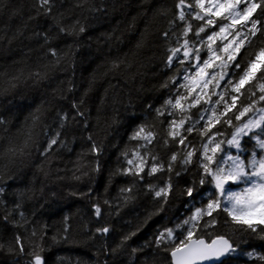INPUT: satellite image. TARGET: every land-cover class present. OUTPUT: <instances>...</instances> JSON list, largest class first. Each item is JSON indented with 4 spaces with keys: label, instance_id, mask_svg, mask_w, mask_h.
Returning a JSON list of instances; mask_svg holds the SVG:
<instances>
[{
    "label": "trees",
    "instance_id": "obj_1",
    "mask_svg": "<svg viewBox=\"0 0 264 264\" xmlns=\"http://www.w3.org/2000/svg\"><path fill=\"white\" fill-rule=\"evenodd\" d=\"M35 4L36 0H0V72H23L16 89L0 97V118L5 121L0 136H17L23 141L20 130L32 126L34 115L40 117L34 130L39 150L33 149L31 156L18 160L10 173L0 174V187L4 188L0 194V264H28L34 258L29 252L39 253L44 264H168L171 257L162 250L163 245H156L157 234L172 228L181 236L183 230L177 229L196 207L206 203L211 185L197 183L205 195L197 194L195 199L182 194L198 180V172L195 163L182 165L180 156L174 162L180 176L166 171L148 176L146 166L140 180L122 174V169L128 167L126 160L132 158L137 146L145 143L130 139L142 125L156 134L148 147L165 166L173 152L184 150L178 142L174 146L167 135L168 121L180 114L165 105L170 97L174 102L178 92L185 93L179 85L186 83L183 76L195 63L186 60L178 75L175 67H166L167 49L177 45L175 37H164L163 32L170 30L169 21L179 11L176 0H54L49 15H38ZM160 9L167 10V15H161ZM61 26L75 34L61 33ZM80 26L85 28L82 33L78 32ZM182 27L183 22L177 21L173 30L179 33ZM192 35L190 32L189 38ZM260 40L264 36L259 34L253 40L256 49ZM220 45L217 40L215 46ZM195 46L203 47L199 42ZM53 48L56 56L49 51ZM201 56L206 58V50ZM33 71L47 76L37 83L28 78ZM174 75L176 83L163 87ZM78 109L84 116L77 115ZM65 114L67 119L62 120ZM57 131L63 146L58 142L41 156L48 138ZM90 134L102 147L99 155L89 151ZM189 139L199 140L195 133ZM139 151L143 154L144 149ZM97 161L98 171L94 170ZM169 175L174 191L163 211L145 226L146 216L158 207L148 185L158 190ZM127 188L133 191H121ZM66 223L71 225L67 233ZM102 227L110 231L97 233ZM234 228L225 226L222 216L218 227L209 230L238 244L235 255L224 264H261L256 255L264 254V241L255 234L236 233ZM132 232L137 235L118 247ZM17 235L25 246L23 254L14 242ZM248 252H253V257Z\"/></svg>",
    "mask_w": 264,
    "mask_h": 264
},
{
    "label": "snow or ice",
    "instance_id": "obj_2",
    "mask_svg": "<svg viewBox=\"0 0 264 264\" xmlns=\"http://www.w3.org/2000/svg\"><path fill=\"white\" fill-rule=\"evenodd\" d=\"M34 6L38 15H49L54 0H36ZM175 7L179 11L169 21L170 30L163 32L164 37L170 34L175 37L177 45L167 49L166 67H175V74L178 75L186 60L195 61L189 65L195 68L193 75L183 76L188 83L179 85L186 90L185 93L178 92L174 102L172 97L165 101V105H171L180 114L178 119L168 121L167 135L172 138L174 146L178 142L184 146V150L173 152L165 166L161 157L148 147L153 144L156 134L143 125L139 126L130 139L143 140L145 143L138 145L132 158L126 160L128 167L122 169V174L143 180L141 173L147 166L148 176L165 171L180 176L181 171L174 166L178 156L184 166L195 163L198 180L186 187L182 194L192 199L197 194L204 196L195 186L197 183L201 187L211 185L214 191L207 193L206 203L196 207L192 215L183 221V225L189 227L183 229L181 236H177L174 229L167 228L157 234L155 243L158 247L163 245L162 250L170 255L168 264H224L225 259L235 255L238 244L224 234L209 231L218 227L222 216L225 226H235L234 232L255 234L259 240L264 241V40H260L258 49L253 46V40L258 34L264 36V0H176ZM258 10L259 16L256 15ZM159 11L161 15H167V10ZM192 20L202 23L193 25ZM177 21L183 22L179 33L173 30ZM59 31L67 35L75 34V30L63 26L59 27ZM84 31L85 28L80 26L78 32ZM190 32L193 34L191 38ZM201 33L205 35L201 36ZM217 40L221 41L220 46H215ZM225 40L227 43H223ZM197 42L203 47H196ZM248 48L252 50L248 51ZM205 50L206 58H203L201 53ZM49 51L51 55H57L54 48ZM183 70L185 73L188 71L187 68ZM22 75V71L15 75L0 72V97L15 90ZM46 76V72L33 71L28 78L38 83ZM169 82L176 83L175 75L169 77V81L162 86L168 87ZM213 97L216 99L213 100ZM73 107L77 108V105L73 104ZM192 109L198 110L193 113ZM157 112L163 115L160 109ZM77 115L84 116V113L78 109ZM39 119V116L34 115L32 126L20 130L23 141L17 136H0V174L6 171L10 173L18 160L31 156L33 149L39 150L34 132ZM61 119L66 120L67 114ZM4 124L5 121L0 118V126ZM2 131L6 132L7 129ZM193 133L199 138L198 141L189 139ZM60 135L57 131L48 138L40 152L41 156L51 152L58 142L63 146L59 140ZM88 140L92 141L89 151L99 155L102 147L96 144L91 134ZM163 144L167 147L169 141L165 139ZM140 148L144 149L143 154ZM122 155L127 157L128 153ZM94 170H99L98 161ZM148 190L153 193L158 207L146 216L145 226L153 216L163 211V205L173 193L172 176L169 175L164 186L158 190L152 184L148 185ZM121 191L132 192L133 188ZM3 192L4 188L0 187V194ZM95 213L97 216L101 214L98 206ZM70 230L71 225L66 223L64 232ZM109 231L108 227L96 229L97 233L103 234ZM135 235L137 232L125 235L118 247L124 246ZM14 242L19 246V253L23 254L25 246L19 235ZM132 251L136 252L137 249ZM28 255L34 257L28 264H43L39 253L29 252ZM247 255L251 258L254 253L248 252ZM256 259L264 264V254L256 255Z\"/></svg>",
    "mask_w": 264,
    "mask_h": 264
},
{
    "label": "rangeland",
    "instance_id": "obj_3",
    "mask_svg": "<svg viewBox=\"0 0 264 264\" xmlns=\"http://www.w3.org/2000/svg\"><path fill=\"white\" fill-rule=\"evenodd\" d=\"M228 39H231V37H228ZM223 43H227V40L223 41ZM194 72H195V68L192 69L191 71H189V73H188L187 75H188V76H192ZM185 82L188 83L187 81H185ZM197 91H199V89H197ZM217 91H219V89H217ZM208 106L210 107V105H208ZM233 190H238V189L233 188ZM212 191H214V190H213V188H212V186H211V190H210V192H212ZM205 197L207 198V195H205ZM183 226L189 227L188 225H182L181 227H179V228L177 229V231H181V230H183Z\"/></svg>",
    "mask_w": 264,
    "mask_h": 264
},
{
    "label": "water",
    "instance_id": "obj_4",
    "mask_svg": "<svg viewBox=\"0 0 264 264\" xmlns=\"http://www.w3.org/2000/svg\"><path fill=\"white\" fill-rule=\"evenodd\" d=\"M43 264H44V260H43Z\"/></svg>",
    "mask_w": 264,
    "mask_h": 264
}]
</instances>
